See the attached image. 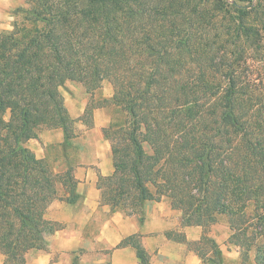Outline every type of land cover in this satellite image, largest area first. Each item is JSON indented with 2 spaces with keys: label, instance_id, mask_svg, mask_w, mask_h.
I'll return each mask as SVG.
<instances>
[{
  "label": "trees",
  "instance_id": "trees-1",
  "mask_svg": "<svg viewBox=\"0 0 264 264\" xmlns=\"http://www.w3.org/2000/svg\"><path fill=\"white\" fill-rule=\"evenodd\" d=\"M26 2L36 9L0 33L5 264H26L31 250H46L42 234L61 226L44 215L66 199L59 186L72 198L77 187L73 167L56 172L28 142L43 127L61 129L66 157L77 120L61 88L82 84L93 97L105 80L125 120L103 129L115 173L99 179L102 202L141 216L148 202L166 198L185 227L207 228L227 216L229 244L243 261L255 249L256 264H264V0ZM94 110L88 104L79 120L93 127L87 117ZM250 209L262 229L253 237ZM202 242L211 245L209 264H223L215 242ZM135 245L140 264H149Z\"/></svg>",
  "mask_w": 264,
  "mask_h": 264
},
{
  "label": "crops",
  "instance_id": "crops-1",
  "mask_svg": "<svg viewBox=\"0 0 264 264\" xmlns=\"http://www.w3.org/2000/svg\"><path fill=\"white\" fill-rule=\"evenodd\" d=\"M66 107L76 120L83 116L88 104L84 103L78 111L71 110L67 103ZM105 127L106 123L99 126L96 121L95 130L101 136L94 143L95 153L79 154L80 160L84 161L75 166L72 164L77 181L73 198L63 189L66 199L54 200L44 215L46 221L61 227L42 234L46 250H31L26 256V264H140L135 242L147 252L149 264H209L206 256L200 254V246L202 237H207L219 248L217 236L208 237L209 228L216 223L207 228L182 227V211L179 210V217L178 210L165 198L160 202L153 201L152 206L148 202L144 216L112 211L102 202L99 179L115 173L111 145L103 135ZM63 142V131L54 129L40 133L39 139L30 140V147L29 143L27 146L38 159H45L43 152L48 144L61 146ZM176 235L183 236L184 240H178ZM132 236L137 239L130 240ZM229 245L237 248L241 257L240 249ZM219 250L224 256L223 249L220 247ZM5 263L6 256L0 253V264Z\"/></svg>",
  "mask_w": 264,
  "mask_h": 264
},
{
  "label": "rangeland",
  "instance_id": "rangeland-1",
  "mask_svg": "<svg viewBox=\"0 0 264 264\" xmlns=\"http://www.w3.org/2000/svg\"><path fill=\"white\" fill-rule=\"evenodd\" d=\"M32 8L36 9L34 5L28 4L26 0H0V33L12 31L14 23L22 21L25 17V11L32 10ZM61 92L65 97V102L69 104L71 110L78 111L80 107H83L84 103H91L92 107H95L92 118L87 117V123L92 120L94 124L93 127H88L79 119H76V137L73 139L71 148L68 149L66 157L63 156L64 154L61 146L57 143L48 144L45 147L43 153L48 164L56 172L65 173L68 166L72 167L73 165L75 166L76 164L84 161L80 160L79 154L86 155L95 153L96 147L94 143H96L101 136L100 133L95 130L96 121L99 126L106 123V127H108L112 121H124L125 115L120 113L117 108L109 102L113 95V85L109 80L103 81L101 88L94 93L93 97L86 93L85 87L82 84L73 82H66V84L61 88ZM95 118H97V120ZM53 130L54 129H49L48 127H43L41 134H46ZM28 143L30 147V142ZM146 150L149 154H151V150L148 146L146 147ZM63 189L64 187L59 186V197L63 196ZM165 200L170 202L166 198ZM149 205H154V202H149ZM178 212L180 213L179 217H181V211L178 210ZM247 217L250 220V222L246 225H250L248 235L253 237L262 229L258 226L252 209L248 210ZM172 219L176 220L175 217ZM229 226V218L227 216H220L217 223L209 228L211 231L208 237L212 238V236L216 235L218 238L217 243L219 248L221 247L225 252V255L223 256V264H256L255 249L249 253L247 261H243V258L242 256L240 257L237 248L234 246L231 248V245L228 244L229 236L233 232L230 230ZM182 227H184V225ZM201 245L202 246L200 247L206 254L207 260L211 259V245L206 242H202ZM209 263H211V261H209Z\"/></svg>",
  "mask_w": 264,
  "mask_h": 264
}]
</instances>
